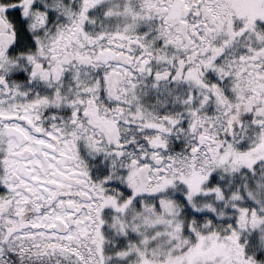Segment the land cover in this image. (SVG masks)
<instances>
[{"label":"snow or ice","instance_id":"1","mask_svg":"<svg viewBox=\"0 0 264 264\" xmlns=\"http://www.w3.org/2000/svg\"><path fill=\"white\" fill-rule=\"evenodd\" d=\"M0 264H264V0H0Z\"/></svg>","mask_w":264,"mask_h":264}]
</instances>
